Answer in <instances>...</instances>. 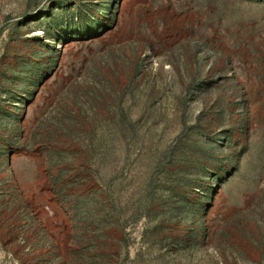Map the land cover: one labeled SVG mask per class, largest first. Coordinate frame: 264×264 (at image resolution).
<instances>
[{
	"label": "rangeland",
	"instance_id": "obj_1",
	"mask_svg": "<svg viewBox=\"0 0 264 264\" xmlns=\"http://www.w3.org/2000/svg\"><path fill=\"white\" fill-rule=\"evenodd\" d=\"M0 264H264V0H0Z\"/></svg>",
	"mask_w": 264,
	"mask_h": 264
}]
</instances>
